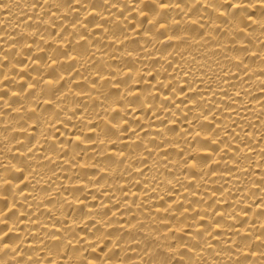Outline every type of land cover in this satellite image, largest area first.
I'll return each instance as SVG.
<instances>
[{
    "label": "clouds",
    "instance_id": "9594fccd",
    "mask_svg": "<svg viewBox=\"0 0 264 264\" xmlns=\"http://www.w3.org/2000/svg\"><path fill=\"white\" fill-rule=\"evenodd\" d=\"M0 264H264V0H0Z\"/></svg>",
    "mask_w": 264,
    "mask_h": 264
},
{
    "label": "bare ground",
    "instance_id": "6f19581e",
    "mask_svg": "<svg viewBox=\"0 0 264 264\" xmlns=\"http://www.w3.org/2000/svg\"><path fill=\"white\" fill-rule=\"evenodd\" d=\"M194 103V102H193ZM228 186L225 185V190H227ZM132 196L136 197V196H140L143 199V193L139 190V189H134L132 192ZM196 197L197 198H205L208 200V203H213L214 200H217L218 203L213 204V208L216 209V221H213L209 216L207 215H201L199 216V221H198V231H203L204 228L208 225V224H215V228L217 233L221 232L223 229V224L217 221H220L221 218L225 215L224 209L228 208V205L230 202H226L222 199L221 197V193L218 191H215L214 189H209V191L203 195L201 193H196ZM176 199L181 200L182 201V197L177 196ZM233 200H235V194H233ZM163 203V198L161 200V204ZM174 205L171 203V201L169 202L168 207H173ZM161 208H157V211H160ZM197 211H199V207L197 208ZM209 211H211V209H209ZM121 223L124 224L126 223L125 219H121ZM165 223H169V221H165ZM183 227V225H182ZM219 238V237H218ZM101 248H103V245L101 246Z\"/></svg>",
    "mask_w": 264,
    "mask_h": 264
}]
</instances>
